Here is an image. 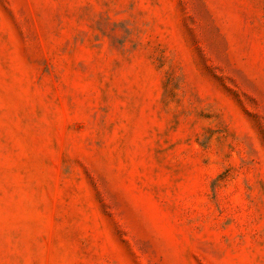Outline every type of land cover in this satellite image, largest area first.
Wrapping results in <instances>:
<instances>
[{"label":"rangeland","instance_id":"rangeland-1","mask_svg":"<svg viewBox=\"0 0 264 264\" xmlns=\"http://www.w3.org/2000/svg\"><path fill=\"white\" fill-rule=\"evenodd\" d=\"M0 264H264V0H0Z\"/></svg>","mask_w":264,"mask_h":264}]
</instances>
